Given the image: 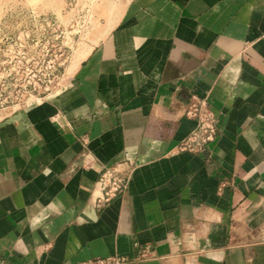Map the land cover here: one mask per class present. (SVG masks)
Instances as JSON below:
<instances>
[{
    "label": "crops",
    "instance_id": "crops-1",
    "mask_svg": "<svg viewBox=\"0 0 264 264\" xmlns=\"http://www.w3.org/2000/svg\"><path fill=\"white\" fill-rule=\"evenodd\" d=\"M113 20L61 94L0 121V264H264V0H125ZM192 96L219 120L205 153L179 149ZM104 165L132 171L98 207Z\"/></svg>",
    "mask_w": 264,
    "mask_h": 264
},
{
    "label": "rangeland",
    "instance_id": "rangeland-1",
    "mask_svg": "<svg viewBox=\"0 0 264 264\" xmlns=\"http://www.w3.org/2000/svg\"><path fill=\"white\" fill-rule=\"evenodd\" d=\"M125 0H0V121L61 94Z\"/></svg>",
    "mask_w": 264,
    "mask_h": 264
},
{
    "label": "built area",
    "instance_id": "built-area-1",
    "mask_svg": "<svg viewBox=\"0 0 264 264\" xmlns=\"http://www.w3.org/2000/svg\"><path fill=\"white\" fill-rule=\"evenodd\" d=\"M185 114L196 120L197 125L181 142L179 149L193 153H205L218 133L219 120L216 113L211 108L207 98L192 96L186 105ZM87 165H94L93 160H88ZM131 171L132 165L125 168L118 165H104L100 168L96 196L98 207L108 205L127 190ZM134 262V258L125 255H112L93 259L84 264H133Z\"/></svg>",
    "mask_w": 264,
    "mask_h": 264
}]
</instances>
